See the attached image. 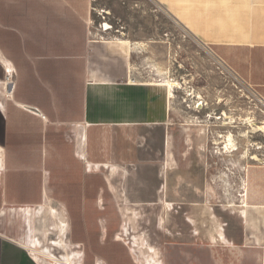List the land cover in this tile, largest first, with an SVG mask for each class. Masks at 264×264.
<instances>
[{"label":"crops","instance_id":"1","mask_svg":"<svg viewBox=\"0 0 264 264\" xmlns=\"http://www.w3.org/2000/svg\"><path fill=\"white\" fill-rule=\"evenodd\" d=\"M176 1L0 0V264H264V163L236 216H201L215 202L181 170L203 154L178 147L173 86L138 75L141 45L191 30ZM179 1L213 6L212 33L191 32L264 100V0Z\"/></svg>","mask_w":264,"mask_h":264},{"label":"rangeland","instance_id":"2","mask_svg":"<svg viewBox=\"0 0 264 264\" xmlns=\"http://www.w3.org/2000/svg\"><path fill=\"white\" fill-rule=\"evenodd\" d=\"M176 3V8L188 11L184 15L192 31L200 32L203 28L207 34L212 33V5L198 12L195 3L181 5L179 0ZM149 16L146 13L142 21L149 20ZM191 30L185 32L173 20L172 42L141 45L136 69L142 82H152L163 92H168L165 82L170 81L173 86L170 120L180 139L178 147L181 150L196 148L203 154L198 158V173H192L185 165L181 170L191 183L205 187L206 200L213 198L211 201L215 202L213 209L206 205L201 216H236L230 210L243 191L246 170L253 164L264 163V130L260 129L264 125V102L258 92L216 54V45L202 44ZM180 159L186 162L189 157ZM212 177L216 183L215 197L208 192ZM191 208L190 204L175 205L171 216H185L184 212ZM145 219L155 222L156 216ZM147 222L143 224L149 225ZM173 225V233L180 232V220L174 219ZM141 230L138 228L132 234ZM148 233L152 239H160L159 230L150 229ZM217 254L216 251L189 253L200 259L201 264H208L209 256ZM61 256L63 253L54 251L48 254L47 261L39 256L38 260L41 264L71 262L69 259L58 261L56 257Z\"/></svg>","mask_w":264,"mask_h":264},{"label":"bare ground","instance_id":"3","mask_svg":"<svg viewBox=\"0 0 264 264\" xmlns=\"http://www.w3.org/2000/svg\"><path fill=\"white\" fill-rule=\"evenodd\" d=\"M263 102H264V100H262ZM200 106V105H199ZM260 129L261 130H264V125L263 126H260ZM253 158H255V159H257L258 160V158H256V157H253Z\"/></svg>","mask_w":264,"mask_h":264},{"label":"water","instance_id":"4","mask_svg":"<svg viewBox=\"0 0 264 264\" xmlns=\"http://www.w3.org/2000/svg\"><path fill=\"white\" fill-rule=\"evenodd\" d=\"M260 98V100H263L261 97H259Z\"/></svg>","mask_w":264,"mask_h":264}]
</instances>
